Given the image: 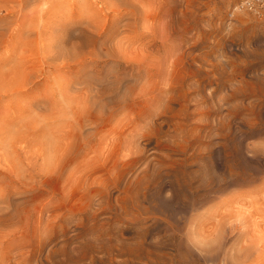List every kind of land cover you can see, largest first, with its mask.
I'll return each mask as SVG.
<instances>
[{
  "label": "rangeland",
  "instance_id": "374dc122",
  "mask_svg": "<svg viewBox=\"0 0 264 264\" xmlns=\"http://www.w3.org/2000/svg\"><path fill=\"white\" fill-rule=\"evenodd\" d=\"M0 0V264H264V0Z\"/></svg>",
  "mask_w": 264,
  "mask_h": 264
},
{
  "label": "built area",
  "instance_id": "2783aa9c",
  "mask_svg": "<svg viewBox=\"0 0 264 264\" xmlns=\"http://www.w3.org/2000/svg\"><path fill=\"white\" fill-rule=\"evenodd\" d=\"M256 0H243L242 6L248 9L256 10V7L253 5Z\"/></svg>",
  "mask_w": 264,
  "mask_h": 264
},
{
  "label": "bare ground",
  "instance_id": "6f19581e",
  "mask_svg": "<svg viewBox=\"0 0 264 264\" xmlns=\"http://www.w3.org/2000/svg\"><path fill=\"white\" fill-rule=\"evenodd\" d=\"M76 1H78V0H76ZM80 1H83V0H80ZM84 1H86V0H84Z\"/></svg>",
  "mask_w": 264,
  "mask_h": 264
}]
</instances>
